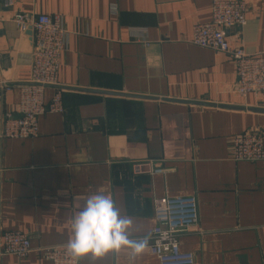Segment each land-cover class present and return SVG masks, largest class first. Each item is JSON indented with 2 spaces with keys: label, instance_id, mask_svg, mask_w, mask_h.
I'll return each mask as SVG.
<instances>
[{
  "label": "crops",
  "instance_id": "obj_1",
  "mask_svg": "<svg viewBox=\"0 0 264 264\" xmlns=\"http://www.w3.org/2000/svg\"><path fill=\"white\" fill-rule=\"evenodd\" d=\"M9 1L0 10V81L12 87L0 102L2 228L34 249L65 247L73 214L103 190L139 239L155 226V199L194 196L199 219L179 242L195 264H264V160L231 158L234 137L264 136V112L255 111L264 93L239 95L232 58L191 43L193 27L212 21L213 0ZM235 1L247 23L226 31L231 47L264 56V0ZM15 13L49 15L70 33L58 74L64 113L42 116L34 139L2 137L35 41ZM54 93L45 91L46 104ZM129 261L121 249L79 264ZM0 264L51 263L32 253ZM135 264L159 262L147 249Z\"/></svg>",
  "mask_w": 264,
  "mask_h": 264
},
{
  "label": "built area",
  "instance_id": "obj_2",
  "mask_svg": "<svg viewBox=\"0 0 264 264\" xmlns=\"http://www.w3.org/2000/svg\"><path fill=\"white\" fill-rule=\"evenodd\" d=\"M7 5L11 6L12 1ZM13 20L21 33L33 32L35 41L30 78L20 86V100L16 111L5 112L3 116L2 137L34 139L39 135V119L42 116L64 113L58 74L70 33L59 19L45 14L15 13ZM246 23V7L243 2L213 0L212 21L193 27L191 43L229 55L236 64L237 93L242 96L260 95L264 93L263 53L251 55L244 47H231L226 34L228 29L243 27ZM11 88L9 84L0 81V102ZM49 88H53L55 93L51 102L46 104L44 93ZM231 158L235 162L263 161L264 136L250 132L234 137ZM153 207L155 226L150 235V254L157 258L159 264H195L194 255L181 249L179 236L198 222L196 197L155 199ZM162 233H168L167 238L161 239ZM32 253L39 254L51 264H71L65 247L34 249L27 235L4 230L0 221V257L24 259Z\"/></svg>",
  "mask_w": 264,
  "mask_h": 264
},
{
  "label": "clouds",
  "instance_id": "obj_3",
  "mask_svg": "<svg viewBox=\"0 0 264 264\" xmlns=\"http://www.w3.org/2000/svg\"><path fill=\"white\" fill-rule=\"evenodd\" d=\"M132 225L131 217L121 213L111 195L103 190L97 191L84 200L81 209L71 218L66 255L71 264H79L84 257L95 261L110 252L128 249L129 264H135L148 249L151 237L132 238ZM167 236L168 233H162L161 239Z\"/></svg>",
  "mask_w": 264,
  "mask_h": 264
},
{
  "label": "water",
  "instance_id": "obj_4",
  "mask_svg": "<svg viewBox=\"0 0 264 264\" xmlns=\"http://www.w3.org/2000/svg\"><path fill=\"white\" fill-rule=\"evenodd\" d=\"M0 10H1V0H0ZM29 32H31V31H29ZM255 111L264 112V110H255Z\"/></svg>",
  "mask_w": 264,
  "mask_h": 264
}]
</instances>
